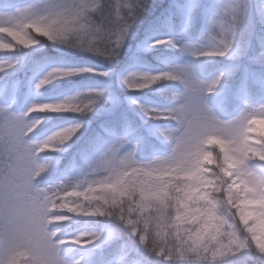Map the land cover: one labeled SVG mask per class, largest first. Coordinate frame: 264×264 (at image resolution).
<instances>
[{
    "label": "snow or ice",
    "instance_id": "1",
    "mask_svg": "<svg viewBox=\"0 0 264 264\" xmlns=\"http://www.w3.org/2000/svg\"><path fill=\"white\" fill-rule=\"evenodd\" d=\"M251 5L215 0L192 38L200 0H173L149 23L139 48L170 46L179 58L119 75L130 92L152 89L166 98L158 106L128 98L166 147L137 158L143 136L131 121L122 132L101 125L107 135L90 134L42 185L61 157L44 161L41 154L72 149L87 130V114L118 98L97 85L33 98L20 111L14 105L81 74L109 77L150 3L0 0V264H264V96L252 102L247 76L229 87L225 71L204 78L197 68L201 58L246 53L239 28ZM176 12L180 31L155 38V25ZM53 49L88 53L107 67L73 66L48 55ZM251 59L264 62V44ZM218 88L239 102L226 117L206 102ZM60 113L81 119L53 115ZM50 121L63 122L46 130Z\"/></svg>",
    "mask_w": 264,
    "mask_h": 264
},
{
    "label": "trees",
    "instance_id": "2",
    "mask_svg": "<svg viewBox=\"0 0 264 264\" xmlns=\"http://www.w3.org/2000/svg\"><path fill=\"white\" fill-rule=\"evenodd\" d=\"M149 3L150 7L142 18V22H138V24L134 26L126 39L124 50L121 52V58L109 77L92 76L89 75L90 73H87L82 77L65 80L56 86L44 89L45 95L47 96L48 93L54 90L74 93L75 91L82 90L89 86L107 85L108 94L118 98V103L113 104L111 100H105L99 112L88 113L87 130L84 132V136L81 137V140L77 142L72 149L60 153L41 154L40 158L44 161H48L49 159L55 161L58 156L61 157L58 167L50 169L49 172L45 174V177L41 179L42 185L57 177L60 169L64 167V164L67 163L75 149L78 148L80 143L90 134L99 133L101 137L107 135L101 128V125H104V127L108 129L114 127L117 132H122L127 127L128 121H131L133 127L143 136V142L138 147L137 158H147L154 147H166L162 145L155 136L150 134L149 129L152 127L153 122L142 119L141 115L137 112L135 107L129 103L128 99L129 97H134L138 102L145 105L158 106L166 103V98L161 97L152 89L140 90L139 92L133 93L122 87L119 83V75L122 72L137 67L155 69L156 67L163 66L161 63L163 60H175L179 58L178 50L172 49L170 46H157L148 51L140 50L139 46L147 34L149 23L160 16V14L173 3V0H149ZM176 3L183 6L186 0H176ZM214 3L215 0H200V6L196 9L194 20L189 29V35L192 38H196L199 35L205 23L206 10L210 11L211 5ZM181 27L182 17L176 12L170 19H161L155 25V32L156 34L163 32L168 36L180 31ZM262 44H264V18L256 13L254 1L252 0L249 13L239 28L238 45L241 49H246V53L244 55L226 54L225 57L201 58L197 62V68L204 78H210L220 71H225V80L229 87L241 79V77L247 76L249 81H251V100L255 103L264 96V89L261 87L262 84H264V62L253 60L251 57L259 52ZM48 55L61 57L67 64L73 66L107 67L106 63L101 59L82 52H57L53 49ZM24 99L25 98H22L16 105L15 108L17 110L21 107ZM206 102L222 117L230 115L239 104L231 94L226 93L221 88L209 94ZM53 115H59L63 117V121L69 122L81 119L74 113ZM125 117L127 119H125ZM63 121H50L45 125V129L47 130L51 128L53 124L62 123ZM77 226L78 224L74 222L69 225V230L75 229Z\"/></svg>",
    "mask_w": 264,
    "mask_h": 264
},
{
    "label": "rangeland",
    "instance_id": "3",
    "mask_svg": "<svg viewBox=\"0 0 264 264\" xmlns=\"http://www.w3.org/2000/svg\"><path fill=\"white\" fill-rule=\"evenodd\" d=\"M253 1H254V7H255V10H256V13H257L258 15H262V14H261V11H260V7H261V3L264 2V0H253ZM213 6H214V4L211 5V9H212ZM263 17H264V15H263ZM129 34H130V33H129ZM165 36H167V35H166L165 33L161 32V33H159V34H156L155 38H163V37H165ZM127 38H128V37H127ZM127 38H126V39H127ZM124 47H125V46H124ZM171 48H172V47H171ZM172 49H174V48H172ZM123 50H124V48L122 49V51H123ZM122 51H121V52H122ZM84 54H88V53H84ZM88 55H91V54H88ZM84 75H86V74H81L80 76H77V77H82V76H84ZM89 75H92V76H99V75L94 74V73H90ZM74 78H76V77L68 78V79H66V80H70V79H74ZM63 81H65V80L55 82L52 86H49L48 88L53 87V86H56V85L60 84V83L63 82ZM45 89H46V88H45ZM70 94H72V93H66L65 91L54 90V91L48 93V95L46 96V95H45V92H44V89H41V90H39V91L29 92L28 96L23 100L20 109H18L17 111L22 110L23 107H24V104L27 103V102H30L33 98H35V99H37V100H46V99H50V98H59V97L62 96V95H70ZM17 104H18V103H17ZM17 104L14 105V110H16L15 107H16ZM217 114L220 115L219 113H217Z\"/></svg>",
    "mask_w": 264,
    "mask_h": 264
}]
</instances>
